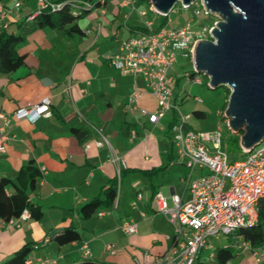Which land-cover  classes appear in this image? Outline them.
<instances>
[{
  "label": "crops",
  "instance_id": "1",
  "mask_svg": "<svg viewBox=\"0 0 264 264\" xmlns=\"http://www.w3.org/2000/svg\"><path fill=\"white\" fill-rule=\"evenodd\" d=\"M36 8V0H22L19 7L0 17V32L14 30ZM149 9L155 13L150 0H128V4L106 0L76 19V32L45 25L17 45L23 64L0 74V113L9 116L5 126L0 117L6 135L4 151H0V177L22 178V169L34 167L39 180L30 200L41 209L37 219H20L21 212L0 219V264L24 244L46 240L51 231L68 226L78 231L79 239L63 245L44 242L31 252L34 263L39 258L53 259L56 264L82 262L83 243L90 252L88 259L107 264H153L178 250L175 225L150 205L156 192L169 205L173 194L183 202L190 199L187 169L176 158L168 133L171 122L165 114L151 124L138 111H128L134 84L145 90L144 80L117 69L108 59L125 38L143 31L146 22L153 28L146 20ZM169 75L170 87L173 78ZM44 98L50 102L51 115H40L34 121L12 116L16 109ZM156 104L149 93L136 102L148 111H154ZM113 155L123 163L111 161ZM206 173V169H195L192 177ZM114 180L113 202L82 218L81 206L95 197L103 198L104 188ZM137 193L141 199L133 208ZM126 222L136 223L135 233L124 232ZM108 244L113 251L106 249ZM242 244L234 252L237 256L244 250L238 264H264V243L253 250Z\"/></svg>",
  "mask_w": 264,
  "mask_h": 264
},
{
  "label": "built area",
  "instance_id": "2",
  "mask_svg": "<svg viewBox=\"0 0 264 264\" xmlns=\"http://www.w3.org/2000/svg\"><path fill=\"white\" fill-rule=\"evenodd\" d=\"M36 1L37 8L28 15V19H32L46 7L54 10L60 6L50 0ZM71 1L77 9L80 5L90 6L83 1ZM105 1L98 0V3ZM120 1L128 4V0ZM197 1L204 12L210 14L206 12L203 1ZM21 3L22 0H18L11 9H5L0 4V17L11 13ZM195 13L199 15L200 10L197 9ZM212 15L213 21L198 31L191 29L190 20L184 25L160 26L154 29L151 28V23L146 22L143 31L140 30L136 35L125 38L120 43L118 52L108 56L117 69L144 80L145 90L134 84L126 104L128 111H138L151 124H157L169 110L173 113L178 110L177 98L169 87L171 81L169 72L178 53L192 57L197 40L211 39L210 30L219 20L217 14ZM195 81L199 82V79ZM145 93H149L157 103L154 111L137 107L136 102ZM49 104V100L44 98L35 105L16 109L12 116L34 121L40 115H51ZM0 117L4 121V126L7 125L9 116L0 113ZM179 118L180 121L173 117L171 122V142L177 154L176 158L180 159L189 171L187 187L190 199L183 202L179 195L173 194L172 204L169 205L162 193L156 192L152 196L150 200L152 209L165 214L175 225L174 239L178 246L176 253L163 255L153 264H192L201 249L212 248L207 239L231 235L241 227L254 224L257 221L258 204L264 199V138L252 148H243L240 145L242 158L230 161L226 145L225 149L222 147L221 129L193 130L188 124L191 118L189 114L180 115ZM4 126L0 127V151H4L6 139ZM93 128L97 130L94 126ZM98 132L100 133L99 130ZM101 136L106 141L102 134ZM96 144L101 145V142ZM88 146L86 145L85 149ZM111 161L123 163L117 155H113ZM195 169H206L207 173L193 178L192 173ZM140 199L141 193H137L136 200L132 201L131 206L137 208V200ZM140 214L144 215L142 212ZM30 217L28 209L21 211L20 219ZM9 224L13 226L14 222L10 220ZM136 228L135 222H126L123 225L124 232L129 235L135 233ZM82 245L83 256L87 258L90 255L88 246L86 243ZM106 249L113 251L110 244L106 245ZM255 252L259 253L258 250ZM32 260L31 256L28 257L25 264H56L55 260L49 258H39L35 263Z\"/></svg>",
  "mask_w": 264,
  "mask_h": 264
},
{
  "label": "water",
  "instance_id": "3",
  "mask_svg": "<svg viewBox=\"0 0 264 264\" xmlns=\"http://www.w3.org/2000/svg\"><path fill=\"white\" fill-rule=\"evenodd\" d=\"M197 0H150L153 11L167 16L176 3L187 8ZM217 14L211 39L197 40L192 61L209 77L212 89H230L224 118L243 148L264 138V0H202Z\"/></svg>",
  "mask_w": 264,
  "mask_h": 264
},
{
  "label": "trees",
  "instance_id": "4",
  "mask_svg": "<svg viewBox=\"0 0 264 264\" xmlns=\"http://www.w3.org/2000/svg\"><path fill=\"white\" fill-rule=\"evenodd\" d=\"M60 4L59 8L51 9L46 7L37 13L32 19L25 17L22 23L16 25L15 29L4 28L0 32V74L10 72L24 62V56L17 52V45L33 31L46 26L63 29L66 33L79 30L76 19L94 9L99 3L98 0H77L89 3L90 6H83L77 9L71 0H50ZM213 20H211L212 22ZM160 27V26H158ZM156 27V28H158ZM197 116H204L205 113L195 110ZM226 148H239V136L231 134L228 138ZM22 178L11 179L0 177V219L20 213L23 209L30 211V216L39 218L41 209L30 200V193L35 189L39 176L36 169L28 166L21 170ZM117 192L116 181L110 182L104 188V197H95L85 202L81 208V217L88 218L92 212L101 205H109L113 202ZM264 199L258 204L257 221L252 225H247L238 229L236 237L223 246H219L215 253L210 249H201L192 264H228L238 248L243 247L242 241L247 243L251 250L261 247L264 243ZM229 236V235H227ZM47 239L39 242L26 243L13 253V255L3 264H25L35 247L41 246L44 242L54 241L58 245L68 244L79 239V233L73 226L65 227L60 231H51L46 235ZM242 240V241H241ZM213 246V245H212ZM212 249V248H211ZM79 263L72 264H107L99 260L84 258Z\"/></svg>",
  "mask_w": 264,
  "mask_h": 264
},
{
  "label": "rangeland",
  "instance_id": "5",
  "mask_svg": "<svg viewBox=\"0 0 264 264\" xmlns=\"http://www.w3.org/2000/svg\"><path fill=\"white\" fill-rule=\"evenodd\" d=\"M16 0H0V4H5V9H11L14 6ZM134 3H138L141 0H133ZM143 4V3H142ZM137 6V4H135ZM3 6V5H2ZM179 2L174 5L170 14L167 16H161L146 10V20L152 22L153 28L158 26H174L184 25L190 20L191 29L194 31L201 30L203 27L208 26L211 20L214 18L212 14H206L201 7L199 1H195L187 8H183ZM143 7L147 9V4L144 2ZM200 10V14L197 15L196 10ZM143 26V25H142ZM173 82L170 84V88L174 91L177 98L178 110L173 113L169 110L166 114V118H169L170 122L173 121V117H176L180 121V115H190L188 124L193 130H220L222 132V147L228 143V138L231 136V132L226 124L224 118V111L227 105V98L230 89L227 86H219L214 89L208 86L209 77L203 72L195 70L192 58L189 56H182L177 54L176 61L172 67L170 73ZM199 79L198 81H195ZM198 98V99H196ZM195 110H200L205 113L204 116H197L194 114ZM170 137L172 131L169 128L168 131ZM227 146V145H226ZM228 159L230 161L240 160L242 158L241 149L235 147L226 148ZM188 172L185 173V179L188 176ZM143 188V187H142ZM264 222V221H263ZM264 229V223H261ZM238 230L229 236L221 235L218 239L212 237L209 240L212 241V249L209 252L215 253L219 246H223L231 242L237 234ZM244 250L238 252L237 256H233L229 261L230 264H238L239 261L244 258ZM249 253V252H248ZM247 253V254H248ZM248 256V255H246Z\"/></svg>",
  "mask_w": 264,
  "mask_h": 264
}]
</instances>
